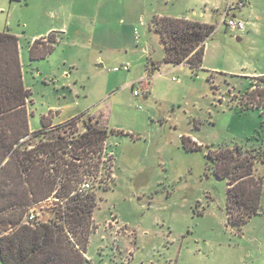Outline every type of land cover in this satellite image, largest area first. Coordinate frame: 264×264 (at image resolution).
Masks as SVG:
<instances>
[{
	"label": "rangeland",
	"instance_id": "1",
	"mask_svg": "<svg viewBox=\"0 0 264 264\" xmlns=\"http://www.w3.org/2000/svg\"><path fill=\"white\" fill-rule=\"evenodd\" d=\"M239 1L0 0V30L17 35L31 91L30 129L42 128L43 115L59 122L102 109L95 114L110 130L113 178L107 185L106 166L92 181L91 264H264V161L256 164L262 209L238 226L228 219L227 179L214 173L209 156L258 141L244 133L253 122L240 113H256L253 136L264 139V94L260 106L242 108L248 90L264 89V81L251 76L264 70V0H243L241 7ZM227 7L244 31L227 27ZM156 14L216 26L203 69L163 61ZM49 34L54 48L32 59L33 41ZM150 57L159 67L153 74L146 70ZM126 63L130 70H115ZM183 136L199 148H186ZM36 210L57 218L59 202Z\"/></svg>",
	"mask_w": 264,
	"mask_h": 264
},
{
	"label": "trees",
	"instance_id": "2",
	"mask_svg": "<svg viewBox=\"0 0 264 264\" xmlns=\"http://www.w3.org/2000/svg\"><path fill=\"white\" fill-rule=\"evenodd\" d=\"M153 26L164 46L163 61L187 65L193 72L203 69L214 24L156 14ZM54 42L53 34L35 39L31 58L45 57ZM158 69V63L148 58L147 73ZM259 78L264 81V75ZM30 94L23 80L18 37L0 31V260L2 264H91L87 246L96 228L97 195L94 190H76L84 178L98 177L109 167L102 155L110 130L94 113L54 127L43 115L42 128L31 131ZM245 94L257 106L262 104L264 89ZM79 120L84 130L78 133ZM256 138L248 148L236 143L209 152L214 173L227 179L228 219L238 226L262 209L263 178L256 173V164L264 161V139H251ZM182 139L186 148H199L189 137ZM53 195L63 200L57 218L26 220L31 206Z\"/></svg>",
	"mask_w": 264,
	"mask_h": 264
},
{
	"label": "built area",
	"instance_id": "3",
	"mask_svg": "<svg viewBox=\"0 0 264 264\" xmlns=\"http://www.w3.org/2000/svg\"><path fill=\"white\" fill-rule=\"evenodd\" d=\"M229 16H230L229 9L227 8L224 11L223 21L226 23V25H227L228 28H231L233 30H239V31H243L245 29V25H244V23L241 20H236L233 17L230 18ZM135 33L137 34V31L136 30H135ZM121 69L122 70H129L130 69V64L129 63H126V64H123L120 67H115V70H121ZM258 86L259 85H254L253 86V89H256ZM134 93L139 94V92L136 91V90L134 91ZM245 105H249L250 107H252V106L255 107V106L258 105V103L257 102H250V101L246 100V101H244V104L242 105V107H244ZM112 158H113V153L112 152L106 153V151H105V145H104L102 159H103V161L105 163H107L109 165V169L111 170V172L109 173V176L105 179V181H107V185L109 184V182L113 178ZM97 178L98 177H86V178H84V180H82L78 184V187H77V190L76 191L77 192H80V193H85V192L94 190V185H93L92 181H96ZM47 199H49V200L52 199L51 201L57 200L59 202V204H62L63 203V200H61L59 197L54 196V195L51 196V197H49V198H47ZM26 220L27 221H31V222H33V221H40L37 210L36 209H29V212L27 213V216H26ZM110 225H112V224L110 223Z\"/></svg>",
	"mask_w": 264,
	"mask_h": 264
},
{
	"label": "crops",
	"instance_id": "4",
	"mask_svg": "<svg viewBox=\"0 0 264 264\" xmlns=\"http://www.w3.org/2000/svg\"><path fill=\"white\" fill-rule=\"evenodd\" d=\"M241 3V4H240ZM249 3V2H248ZM244 4V2H243V0H240L239 1V3H238V6L239 7H241L242 5ZM228 7H229V5H228ZM227 7V8H228ZM1 8H3V5L2 4H0V9ZM226 8V9H227ZM231 9L233 8L232 6L230 7ZM168 16H170V15H168ZM171 17H177V16H171ZM233 17H235V14H233ZM185 18H187V17H185ZM188 19H192V18H188ZM261 19V18H260ZM259 19V20H260ZM192 20H198V19H192ZM199 21H201V20H199ZM202 22H206V21H202ZM243 22V21H242ZM244 23V22H243ZM251 23H253V24H255V26L256 27H258V24H259V22H254V21H251ZM244 25H245V23H244ZM245 30V29H244ZM243 30V31H244ZM0 31H4V30H0ZM36 37V36H35ZM45 37V36H44ZM237 37H239L240 38V40L242 39L240 36H237ZM207 47V46H206ZM205 53H206V48H205ZM205 56V55H204ZM131 67V66H130ZM130 70V69H129ZM262 76V75H264V70L263 71H259V70H256L255 72H253V73H251V76H253L255 79H256V77H258V76ZM261 84V83H260ZM26 86V85H25ZM27 87V86H26ZM249 91V90H248ZM246 95V94H245ZM244 95V96H245ZM242 96L243 95H241V98H242ZM240 98V99H241ZM245 98V97H244ZM243 108V107H242ZM100 110H102V109H99L98 111H100ZM98 111H87L86 113H83L84 114V116L85 115H87V114H94V113H96V112H98ZM83 114H81V115H83ZM49 116V115H48ZM240 116L244 119V118H249V117H251V119H252V122H253V124H249V126H247L246 128L244 127V133H246V135H247V137H248V139L249 140H251V138L252 137H255V136H253V133H254V131H255V129H256V127H257V125H258V121H257V116H256V113H240ZM73 117H76V115H72L70 118H68L67 120H61V121H59V122H55L54 121V119L52 118V119H49V121L51 122V125H54V124H60V123H64V122H66V121H68L69 119H71V118H73ZM80 122H83V121H80ZM79 124V123H78ZM253 125V126H252ZM83 127H84V123H83ZM83 130H84V128H83ZM31 131H34V130H32L31 129ZM253 144V143H252ZM247 148L249 147V146H246ZM105 151H106V153H110V152H112L113 153V151L111 150H109L108 149V147H107V145H106V141H105ZM114 153H113V158H112V171H113V165H114ZM256 173H257V171H256ZM259 176H260V174H258ZM52 200V199H51ZM51 200H49V199H45V200H43V201H41V202H39V203H36V204H34L33 206H31L30 207V209H37L39 206H41L42 204H44V205H46V206H48V207H50V203H51ZM48 204V205H47ZM39 219L41 220V221H49L50 219H51V216H45V217H39Z\"/></svg>",
	"mask_w": 264,
	"mask_h": 264
},
{
	"label": "water",
	"instance_id": "5",
	"mask_svg": "<svg viewBox=\"0 0 264 264\" xmlns=\"http://www.w3.org/2000/svg\"><path fill=\"white\" fill-rule=\"evenodd\" d=\"M237 40H240V38H239V37H237Z\"/></svg>",
	"mask_w": 264,
	"mask_h": 264
}]
</instances>
